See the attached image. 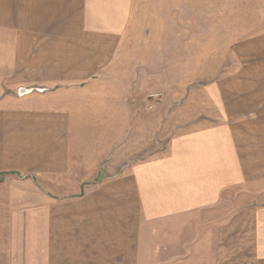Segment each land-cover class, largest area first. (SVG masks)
Masks as SVG:
<instances>
[{
  "label": "crops",
  "instance_id": "0c3cea01",
  "mask_svg": "<svg viewBox=\"0 0 264 264\" xmlns=\"http://www.w3.org/2000/svg\"><path fill=\"white\" fill-rule=\"evenodd\" d=\"M134 1L0 0V175L29 190L9 208L20 264H264V31L206 80L177 74L156 103L180 97L164 142L105 166L122 140L94 142L98 117L149 105L120 72Z\"/></svg>",
  "mask_w": 264,
  "mask_h": 264
},
{
  "label": "rangeland",
  "instance_id": "374dc122",
  "mask_svg": "<svg viewBox=\"0 0 264 264\" xmlns=\"http://www.w3.org/2000/svg\"><path fill=\"white\" fill-rule=\"evenodd\" d=\"M260 31H264V0H135L120 50V72H127L137 82L134 88L129 87V96L146 94L149 107L143 102L136 103L140 116L129 119L123 114L98 117L94 142L107 144L116 137L122 140L117 148L110 149L105 166L115 162L119 155L152 142L156 135L159 140L155 142H164L161 132L170 127L174 108L180 102V97L175 96L156 105L167 92L165 85L174 92V83L180 75L195 69L196 78L206 80L222 67L225 47ZM141 118L144 122H140ZM107 126L115 133L105 132ZM87 142H92L91 132ZM160 144L158 148L163 146ZM19 191L29 192L19 178L0 175V264H20L24 254L22 239L17 240L9 228L13 215L9 212L10 204H24L20 201L22 197L12 195Z\"/></svg>",
  "mask_w": 264,
  "mask_h": 264
},
{
  "label": "water",
  "instance_id": "95a60500",
  "mask_svg": "<svg viewBox=\"0 0 264 264\" xmlns=\"http://www.w3.org/2000/svg\"><path fill=\"white\" fill-rule=\"evenodd\" d=\"M27 91V89L26 88H20L19 89V94H23V93H25ZM103 177V174H101V176H100V179Z\"/></svg>",
  "mask_w": 264,
  "mask_h": 264
},
{
  "label": "built area",
  "instance_id": "2783aa9c",
  "mask_svg": "<svg viewBox=\"0 0 264 264\" xmlns=\"http://www.w3.org/2000/svg\"><path fill=\"white\" fill-rule=\"evenodd\" d=\"M151 107V106H150Z\"/></svg>",
  "mask_w": 264,
  "mask_h": 264
}]
</instances>
